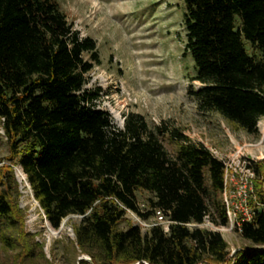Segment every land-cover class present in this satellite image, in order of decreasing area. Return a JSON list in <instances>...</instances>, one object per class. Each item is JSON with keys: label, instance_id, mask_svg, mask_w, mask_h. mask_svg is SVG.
<instances>
[{"label": "trees", "instance_id": "1", "mask_svg": "<svg viewBox=\"0 0 264 264\" xmlns=\"http://www.w3.org/2000/svg\"><path fill=\"white\" fill-rule=\"evenodd\" d=\"M181 1L182 53L193 65L189 95L200 112L255 134L264 115V0ZM98 61L95 41L79 35L58 0H0V143L53 228L79 215L75 246L90 260L76 264H264L261 188L247 198L249 218L238 214L234 227L250 246L231 253L219 231L198 226L205 218L228 221L222 160L178 128L151 126L139 113L113 125L89 104L97 95L83 90ZM0 186V242L19 247L16 264H45L34 259L38 243L19 229L11 166L0 168ZM138 191L149 195L144 212ZM127 209L146 220L159 209L171 222L167 230L119 229Z\"/></svg>", "mask_w": 264, "mask_h": 264}, {"label": "rangeland", "instance_id": "2", "mask_svg": "<svg viewBox=\"0 0 264 264\" xmlns=\"http://www.w3.org/2000/svg\"><path fill=\"white\" fill-rule=\"evenodd\" d=\"M58 1L79 35L91 37L96 44L99 61L87 74L83 87L97 95L89 103L91 106L106 111L116 127H122L125 114L134 112L143 115L151 126L163 122L167 127L178 128L192 143L207 148L227 164L229 189L239 176L246 175L237 159L247 160L252 172L247 198L255 196V187L264 192V115L257 122V132L249 134L215 112L197 109L188 93L192 61L182 53L185 33L181 0ZM161 141L169 152L175 150L166 137ZM8 156L7 144L2 141L0 168L12 167L19 193L17 205L23 212L19 229L27 233L26 239L38 243L34 247L35 261L43 257L45 264H76L80 256L86 255L79 253L74 241L73 226L79 215H67L53 228L34 199L25 176ZM148 196L144 191L137 192L141 212L149 209ZM151 219L152 216L146 220L127 209L117 227L125 229L136 224L143 230ZM199 226L219 231L231 253L250 246L234 227H220L207 218ZM18 252L19 247L9 248L0 242L2 263L16 264Z\"/></svg>", "mask_w": 264, "mask_h": 264}, {"label": "built area", "instance_id": "3", "mask_svg": "<svg viewBox=\"0 0 264 264\" xmlns=\"http://www.w3.org/2000/svg\"><path fill=\"white\" fill-rule=\"evenodd\" d=\"M238 166L240 165V169H244L246 171V175L239 176L237 180L234 181V186L232 189L226 187V180L228 177L227 164L223 162L224 171V188L222 191V201L226 208V215H227V223L225 225H219L220 227H235L239 225L238 214L242 217L241 219H247L251 215L252 211L251 208L248 206L247 201V194H248V179L249 176L252 174L250 172V167H248L247 160L240 161L237 159ZM235 172V171H234ZM233 174H230V180L232 179ZM240 212V213H239ZM171 222L164 213L156 209L154 214L152 215V219L150 222H147V225L159 224L163 228V230L168 229V225ZM201 224V223H200ZM189 226L196 225L195 223H188ZM147 226V227H148ZM199 226V224H198Z\"/></svg>", "mask_w": 264, "mask_h": 264}, {"label": "water", "instance_id": "4", "mask_svg": "<svg viewBox=\"0 0 264 264\" xmlns=\"http://www.w3.org/2000/svg\"><path fill=\"white\" fill-rule=\"evenodd\" d=\"M81 258H84V259L90 260V257H89L88 255L80 256L78 259H81Z\"/></svg>", "mask_w": 264, "mask_h": 264}, {"label": "bare ground", "instance_id": "5", "mask_svg": "<svg viewBox=\"0 0 264 264\" xmlns=\"http://www.w3.org/2000/svg\"><path fill=\"white\" fill-rule=\"evenodd\" d=\"M21 174L24 176L23 172L21 171Z\"/></svg>", "mask_w": 264, "mask_h": 264}]
</instances>
